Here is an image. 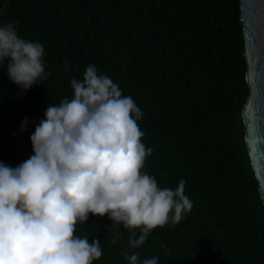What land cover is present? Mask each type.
Segmentation results:
<instances>
[{
  "label": "trees",
  "instance_id": "16d2710c",
  "mask_svg": "<svg viewBox=\"0 0 264 264\" xmlns=\"http://www.w3.org/2000/svg\"><path fill=\"white\" fill-rule=\"evenodd\" d=\"M12 21L44 45L50 75L22 92L0 68V161L15 168L34 154L30 136L48 104L71 98V79L94 64L144 114L142 140L154 149L144 171L162 188L184 179L193 201L138 249L129 229L89 213L75 234L100 240L93 264H127L126 250L159 264H264V202L243 118L251 88L241 0H0V24Z\"/></svg>",
  "mask_w": 264,
  "mask_h": 264
},
{
  "label": "clouds",
  "instance_id": "9594fccd",
  "mask_svg": "<svg viewBox=\"0 0 264 264\" xmlns=\"http://www.w3.org/2000/svg\"><path fill=\"white\" fill-rule=\"evenodd\" d=\"M17 23L0 24V68L26 92L50 73L44 45L22 37ZM70 83L72 97L48 104L35 125L34 154L15 168L0 161V264H93L103 254L100 240L75 234L89 213L129 229V248L138 249L153 229L193 209L184 179L162 188L144 171L154 149L143 143L136 101L94 64ZM123 255L127 264H159V257Z\"/></svg>",
  "mask_w": 264,
  "mask_h": 264
},
{
  "label": "water",
  "instance_id": "95a60500",
  "mask_svg": "<svg viewBox=\"0 0 264 264\" xmlns=\"http://www.w3.org/2000/svg\"><path fill=\"white\" fill-rule=\"evenodd\" d=\"M241 10L251 88L243 118L249 156L264 202V0H241Z\"/></svg>",
  "mask_w": 264,
  "mask_h": 264
}]
</instances>
